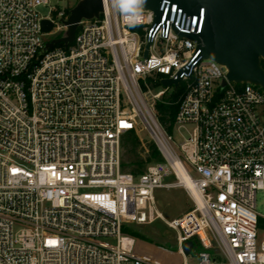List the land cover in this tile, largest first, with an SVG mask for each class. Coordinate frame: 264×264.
I'll use <instances>...</instances> for the list:
<instances>
[{
	"label": "built area",
	"instance_id": "1",
	"mask_svg": "<svg viewBox=\"0 0 264 264\" xmlns=\"http://www.w3.org/2000/svg\"><path fill=\"white\" fill-rule=\"evenodd\" d=\"M50 1L0 0V264H171L165 253L180 264H264V88L229 81L181 35L202 32L206 9L191 15L163 0L157 24L139 0H103L67 48L48 49L73 8ZM150 78L180 82L154 93ZM172 87L181 89L173 129L192 127L180 142L156 106ZM141 124L163 159L135 175L123 169L122 141ZM173 187L194 205L169 219L155 192ZM156 220L175 232L163 254L124 229Z\"/></svg>",
	"mask_w": 264,
	"mask_h": 264
},
{
	"label": "water",
	"instance_id": "2",
	"mask_svg": "<svg viewBox=\"0 0 264 264\" xmlns=\"http://www.w3.org/2000/svg\"><path fill=\"white\" fill-rule=\"evenodd\" d=\"M178 3L187 14L200 13L206 9L201 33L184 34L197 41L201 57L213 59L224 65L229 81L250 82L264 88V0H171ZM146 9L155 13L158 24L162 12L163 0H139ZM119 5H132V0H118ZM103 0H79L63 22L67 27L64 36L51 39L46 48L64 43L68 45L75 40L78 23L82 19L99 18L103 12ZM53 23L44 19L42 30H52ZM152 41L146 46L145 56ZM178 79H162L166 87L179 85ZM193 241L184 245L185 252L190 253Z\"/></svg>",
	"mask_w": 264,
	"mask_h": 264
},
{
	"label": "rangeland",
	"instance_id": "3",
	"mask_svg": "<svg viewBox=\"0 0 264 264\" xmlns=\"http://www.w3.org/2000/svg\"><path fill=\"white\" fill-rule=\"evenodd\" d=\"M78 1H71L70 5L71 7H74L77 4ZM50 5L57 7V8H63L68 7L67 3L58 1V0H51ZM40 12L43 15H48L50 12V6H41L39 7ZM133 30L139 31L141 30V26H133ZM66 33V30L60 31L57 35H49L47 36L48 39H54L58 36H64ZM153 92L156 93L159 90H162L165 88L163 84L159 85H153ZM174 91V87L171 88L169 93ZM169 93L166 94L165 97L169 96ZM138 131H136V134L140 140V145L137 147H134L131 143L128 148L127 153V159L130 160L136 158L135 151L139 154L140 157L146 159L148 156V143L152 142L151 136L149 135V132L144 128V126L141 124L138 127ZM192 130L191 126H187V128L183 129H173L172 132L174 134V138L177 142H180L183 137H186L189 135V131ZM124 157H126V151L124 150ZM167 181H175V177L171 176L167 178ZM157 206L160 211L164 214L166 218H174L182 215L183 213L189 211L193 207V201L187 191L182 187H173V188H158L155 192ZM257 211L262 216L260 217L261 225L259 228L260 237L262 236L264 232V189H261L257 192ZM135 229L139 231L140 233L146 235L150 238V240H144L141 241L145 245L139 244V248L144 246H147L148 249H152L154 251H157L158 253L161 252L159 248H171L170 246H174L175 244V232L171 230L167 224L162 220H156L155 222L151 224L146 225H135ZM169 243L170 246L167 244ZM167 244V245H166ZM160 250V251H159ZM211 252H213L211 250ZM162 254L164 252H161ZM147 254V253H146ZM152 254L154 257H157L158 255ZM166 259L171 264H180V257L178 255H173L169 253H165ZM159 257L162 258V256ZM165 259V258H163Z\"/></svg>",
	"mask_w": 264,
	"mask_h": 264
},
{
	"label": "trees",
	"instance_id": "4",
	"mask_svg": "<svg viewBox=\"0 0 264 264\" xmlns=\"http://www.w3.org/2000/svg\"><path fill=\"white\" fill-rule=\"evenodd\" d=\"M71 10L68 11L70 13ZM56 47H64L67 48L68 46L65 45L64 43H59L56 44ZM262 66L264 68V60H262ZM150 83L152 85H156L157 81L154 80V78H150ZM181 93V89L178 88L176 91H174L171 95L164 97L162 100L157 101V110L159 112V119L160 121L165 125V127L168 130H172L173 128V123L176 117V114L179 109V95ZM130 143L134 146L137 147L139 146L140 140L136 134L135 131L128 132L124 135L123 141H122V147H123V169L132 172L135 175H139L143 173L147 167L148 164L155 162V161H160L162 160V155L160 150L158 149L157 145L155 142H149L148 143V156L146 159L142 158L139 156V154L135 151L136 158L130 160L129 158L127 159V153H128V148ZM124 150L126 151V157H124ZM260 225H261V220H260ZM126 231L129 233L144 239V240H150L149 237L146 235L140 233L135 229V225L132 226H126L124 228ZM169 246L170 244L167 243ZM166 244V245H167ZM170 247H173L172 245Z\"/></svg>",
	"mask_w": 264,
	"mask_h": 264
},
{
	"label": "bare ground",
	"instance_id": "5",
	"mask_svg": "<svg viewBox=\"0 0 264 264\" xmlns=\"http://www.w3.org/2000/svg\"><path fill=\"white\" fill-rule=\"evenodd\" d=\"M178 173H179V175H180V177L182 179V182L185 183L187 185V187L191 189V191L195 195V197L197 199H199V195H198L197 189L195 188L193 182L191 181L190 177L185 173L183 168L179 167L178 168Z\"/></svg>",
	"mask_w": 264,
	"mask_h": 264
}]
</instances>
